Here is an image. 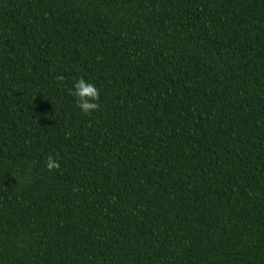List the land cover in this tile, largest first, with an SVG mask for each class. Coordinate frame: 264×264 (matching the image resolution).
I'll return each mask as SVG.
<instances>
[{"label":"trees","instance_id":"obj_1","mask_svg":"<svg viewBox=\"0 0 264 264\" xmlns=\"http://www.w3.org/2000/svg\"><path fill=\"white\" fill-rule=\"evenodd\" d=\"M0 264H264V0H0Z\"/></svg>","mask_w":264,"mask_h":264},{"label":"clouds","instance_id":"obj_2","mask_svg":"<svg viewBox=\"0 0 264 264\" xmlns=\"http://www.w3.org/2000/svg\"><path fill=\"white\" fill-rule=\"evenodd\" d=\"M70 92L75 97L76 105L81 112L91 114V112L99 107V104L96 102L99 99V90L92 81L80 77L74 82L73 88L70 89ZM47 167L50 170L59 168V161L54 160L50 155L48 157Z\"/></svg>","mask_w":264,"mask_h":264}]
</instances>
